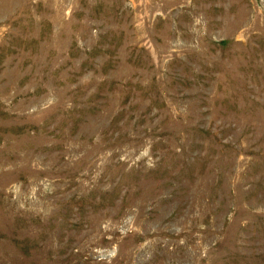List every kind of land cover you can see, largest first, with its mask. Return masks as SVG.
<instances>
[{
    "label": "rangeland",
    "instance_id": "1",
    "mask_svg": "<svg viewBox=\"0 0 264 264\" xmlns=\"http://www.w3.org/2000/svg\"><path fill=\"white\" fill-rule=\"evenodd\" d=\"M0 264H264V0H0Z\"/></svg>",
    "mask_w": 264,
    "mask_h": 264
}]
</instances>
